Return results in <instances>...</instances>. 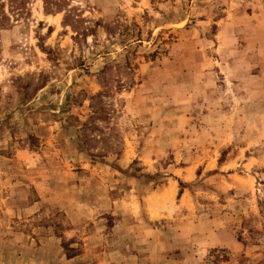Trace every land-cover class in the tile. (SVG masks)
<instances>
[{"label": "rangeland", "instance_id": "obj_1", "mask_svg": "<svg viewBox=\"0 0 264 264\" xmlns=\"http://www.w3.org/2000/svg\"><path fill=\"white\" fill-rule=\"evenodd\" d=\"M66 3L0 26V264H264V0Z\"/></svg>", "mask_w": 264, "mask_h": 264}, {"label": "trees", "instance_id": "obj_2", "mask_svg": "<svg viewBox=\"0 0 264 264\" xmlns=\"http://www.w3.org/2000/svg\"><path fill=\"white\" fill-rule=\"evenodd\" d=\"M45 2L46 4L50 2V5L54 6L56 11H63L64 7L67 5L66 0H45ZM26 5L27 0H0V26H5L11 22L9 13L5 10L6 6L9 7L10 12L15 14L16 12L21 13L22 9L26 8ZM214 259L213 264H218L219 261H229L230 257L226 252H223L221 255H217Z\"/></svg>", "mask_w": 264, "mask_h": 264}]
</instances>
